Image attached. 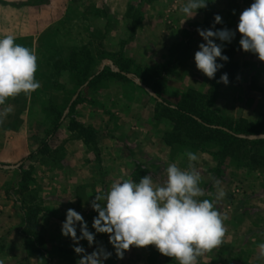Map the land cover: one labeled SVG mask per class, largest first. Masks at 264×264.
<instances>
[{"label": "crops", "instance_id": "0c3cea01", "mask_svg": "<svg viewBox=\"0 0 264 264\" xmlns=\"http://www.w3.org/2000/svg\"><path fill=\"white\" fill-rule=\"evenodd\" d=\"M251 2L209 0L206 8L187 19L179 12L184 0H0V36L12 34L16 43L36 53L35 77L41 84L31 95L9 98L5 106L13 111L0 121V259L5 264H45L28 247L24 219L29 206L41 208L37 224L46 240L47 262L79 264L82 254H76L73 241L61 234L67 209L80 212L89 231H94L91 225L97 213L91 201L114 180L138 182L151 174L160 182L169 163L182 169L188 166L189 150L175 152L165 141L172 126L158 118L157 101L176 104L186 92L211 87L213 79L197 70L194 62L203 42L197 28H210L219 14L223 23L213 30H234L240 12ZM78 23L83 26L81 33L75 31ZM77 35L86 40L76 43ZM239 38L237 32L231 43H224L223 51L227 46L236 49L238 68L227 86L220 83L213 110L226 118L256 123L264 112V61L241 50ZM94 40H99L100 58L79 88L70 73L54 75L53 56L64 55L68 45L92 41L95 48ZM178 44L189 45L188 55L163 71L154 89L143 78L151 68L166 65ZM56 80L66 89L56 86ZM52 106L63 112L54 134L50 133ZM75 122L96 132L94 142L78 137L72 128ZM195 153L204 198L215 200V181H221L226 196L216 206L227 216L222 244L199 257L197 264H264L259 247L264 244V172L230 161L220 165L209 152ZM79 245L85 253L101 246L111 252L104 264H178L153 245L130 246L119 259L107 234H97L91 246L87 240Z\"/></svg>", "mask_w": 264, "mask_h": 264}, {"label": "clouds", "instance_id": "9594fccd", "mask_svg": "<svg viewBox=\"0 0 264 264\" xmlns=\"http://www.w3.org/2000/svg\"><path fill=\"white\" fill-rule=\"evenodd\" d=\"M208 2L184 0L179 12L187 19L193 18ZM222 23V17L215 14L210 28H197L203 42L198 44L194 62L197 70L209 79H214L224 66L218 60H229L223 54L224 43H231L237 32L240 49L264 61V0H252L240 12L234 30L227 27L213 30L216 24ZM16 39L12 34L0 36V121L13 111L11 106H5L9 98L22 93L31 95L41 87L35 77L36 53L16 43ZM217 82L227 86L228 74L222 73ZM186 155L188 166L182 169L175 162L169 163L163 181H155L151 174L141 176L138 182L119 178L106 191L97 192L90 204L97 213L92 219L94 231H89L80 212L72 208L66 210L61 234L73 241L76 254H82L79 264H104L111 257L112 253L102 246L85 253L79 245L80 240H87L91 246L97 234L108 235V242L119 259L130 246L153 245L160 254L175 259L178 264H197L199 257L222 244L227 216L218 210L216 202L226 196V191L221 181L216 180L215 200L204 198L201 173L195 167L199 156L192 151ZM259 247L264 256V244ZM0 264H5L3 259Z\"/></svg>", "mask_w": 264, "mask_h": 264}, {"label": "trees", "instance_id": "16d2710c", "mask_svg": "<svg viewBox=\"0 0 264 264\" xmlns=\"http://www.w3.org/2000/svg\"><path fill=\"white\" fill-rule=\"evenodd\" d=\"M133 6L130 7V12ZM137 14V13H136ZM141 13H138L139 17ZM135 16V15H134ZM211 22V21H210ZM93 43L72 46L68 45L64 55L53 56L55 65L54 75L60 76L62 73H70L74 79V87L79 88L87 78L94 73L97 64L99 51L93 48ZM189 45L178 44L172 48L170 61L166 65H158L151 68L148 77L144 81L153 85L154 89L159 87L162 80L163 71H168L176 66L188 55ZM236 49L231 46L225 47L223 54L229 57L223 67L217 71L213 84L204 92H186L181 100L172 104L164 100L157 101L156 113L158 118L166 119L172 126V131L166 132L165 141L175 152L189 150L192 152L206 151L214 155L220 165L230 161L237 166L264 172V137H252L253 135L264 134V112L260 114L256 123H250L243 118H226L213 110V103L216 99L220 83L217 81L222 73L228 74V79L234 77L238 68L234 60ZM106 75L113 73L104 72ZM108 73V74H107ZM116 75L126 78L119 73ZM153 79L154 81L152 82ZM56 86H59L56 80ZM72 95V91H67ZM66 105V104H65ZM174 105V106H172ZM52 128L50 133L54 134L61 124L62 108L52 106ZM72 128L78 132V137L84 138L86 142H94L95 131L80 122L73 123ZM25 186V183H22ZM40 205L35 204L28 207V212L24 219L26 232H28V247L30 252L38 254L49 264L45 257L47 249L46 240L37 224V216Z\"/></svg>", "mask_w": 264, "mask_h": 264}, {"label": "rangeland", "instance_id": "374dc122", "mask_svg": "<svg viewBox=\"0 0 264 264\" xmlns=\"http://www.w3.org/2000/svg\"><path fill=\"white\" fill-rule=\"evenodd\" d=\"M75 31L77 33L83 32V26L80 23H78ZM76 38H77V39H75L76 43H82L84 40H86L83 36H79V35H77ZM64 41L67 43V39ZM94 41H95V46H98L99 40H94Z\"/></svg>", "mask_w": 264, "mask_h": 264}, {"label": "water", "instance_id": "95a60500", "mask_svg": "<svg viewBox=\"0 0 264 264\" xmlns=\"http://www.w3.org/2000/svg\"><path fill=\"white\" fill-rule=\"evenodd\" d=\"M252 137L257 138V137H264V134L261 135H253Z\"/></svg>", "mask_w": 264, "mask_h": 264}]
</instances>
